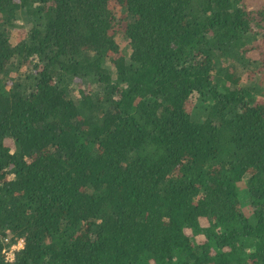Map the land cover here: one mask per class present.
I'll return each mask as SVG.
<instances>
[{
  "label": "trees",
  "instance_id": "1",
  "mask_svg": "<svg viewBox=\"0 0 264 264\" xmlns=\"http://www.w3.org/2000/svg\"><path fill=\"white\" fill-rule=\"evenodd\" d=\"M0 264H264V0H0Z\"/></svg>",
  "mask_w": 264,
  "mask_h": 264
},
{
  "label": "rangeland",
  "instance_id": "2",
  "mask_svg": "<svg viewBox=\"0 0 264 264\" xmlns=\"http://www.w3.org/2000/svg\"><path fill=\"white\" fill-rule=\"evenodd\" d=\"M121 25L122 24L120 23V24L115 25L113 27H114L115 30H121L120 29ZM260 38H262V37H260ZM116 42L118 43V45H119L121 50H126V49L128 50V48H127L128 40L124 39V37H122V35H120V34L116 35ZM239 70L242 72V74L240 75V80H241L242 84H245V83L255 84L256 82H258L259 77L256 74H252L251 73V69H241L239 67ZM243 194H245V193H243ZM243 197L244 196H241V198H243ZM244 201H245V199L242 202H244ZM16 246H18V243H16Z\"/></svg>",
  "mask_w": 264,
  "mask_h": 264
},
{
  "label": "built area",
  "instance_id": "3",
  "mask_svg": "<svg viewBox=\"0 0 264 264\" xmlns=\"http://www.w3.org/2000/svg\"><path fill=\"white\" fill-rule=\"evenodd\" d=\"M21 241H22L21 239L18 240V242H17L18 245L20 244ZM19 248H20V247H19ZM16 249H18V247L16 246L15 243H13V244H11V245L9 246V248L3 250V253H4V255H5V259H6L7 261H12V260H13V258H14V251H15Z\"/></svg>",
  "mask_w": 264,
  "mask_h": 264
},
{
  "label": "clouds",
  "instance_id": "4",
  "mask_svg": "<svg viewBox=\"0 0 264 264\" xmlns=\"http://www.w3.org/2000/svg\"><path fill=\"white\" fill-rule=\"evenodd\" d=\"M17 242H18V241H17ZM17 242H15V244H16ZM17 247L22 248V247H23V241H21L20 244H19Z\"/></svg>",
  "mask_w": 264,
  "mask_h": 264
}]
</instances>
